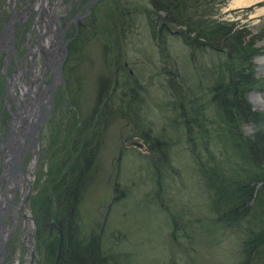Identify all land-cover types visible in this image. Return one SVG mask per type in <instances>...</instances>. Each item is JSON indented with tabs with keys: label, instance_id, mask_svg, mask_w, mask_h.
I'll return each mask as SVG.
<instances>
[{
	"label": "rangeland",
	"instance_id": "1",
	"mask_svg": "<svg viewBox=\"0 0 264 264\" xmlns=\"http://www.w3.org/2000/svg\"><path fill=\"white\" fill-rule=\"evenodd\" d=\"M91 1L88 25L65 53L66 86L60 91L56 121L42 136L33 177L28 174L32 182L25 212L33 228L20 219L15 241L4 247L2 264H46L47 244L58 238L47 230V218L54 217L62 229L71 225L79 239L100 235L107 264H238L242 237L215 220L193 162L191 151L205 158L206 141L197 127L187 130L172 123L179 110L170 103L167 87L169 70L177 74L179 86L191 100L204 104L207 89L214 84L211 67L222 56L187 49L183 39L168 34L164 57L147 26L148 0ZM240 1L214 0L213 11L218 19L244 27L248 36L261 38L254 43L259 53L251 62L253 78L262 86L248 92L247 99L253 110L264 114V107L254 103L264 98V65H259L264 59V1L235 5ZM142 97L144 106L139 109ZM125 103L138 109L135 126L142 135H157L169 145V170L154 166L156 157L151 158L142 137H135L123 116ZM96 111L100 120L94 125ZM204 112L214 122L210 130H215L220 125L215 122L216 111L207 106ZM240 130L245 137L253 133L249 124ZM123 137L141 148H124ZM217 137L207 139L214 145L211 153L218 159L225 152L230 157L223 137ZM89 138L93 158L85 170L87 154H75ZM114 196L117 201H111ZM254 263L264 264V253Z\"/></svg>",
	"mask_w": 264,
	"mask_h": 264
},
{
	"label": "trees",
	"instance_id": "2",
	"mask_svg": "<svg viewBox=\"0 0 264 264\" xmlns=\"http://www.w3.org/2000/svg\"><path fill=\"white\" fill-rule=\"evenodd\" d=\"M148 1L149 7L145 13L147 26L151 31V37L159 43L157 45L159 52H163L164 57H166L164 35L172 34L183 39L187 49L210 50L223 58L213 62L211 68L214 84L208 87L209 94L204 104L196 98L191 100L179 86L177 74L167 71L169 78L167 87L171 92L170 103L179 110L176 111L179 115L171 120L172 123L180 124L187 130L190 127H197L200 137L205 139V158L202 159L200 154L193 151L191 153L193 162L197 165L196 172L201 176L210 196L209 207L220 225L227 229L233 228L241 235V260L238 264H255L254 261L261 260L264 253V114L251 108L247 94L262 86L259 79L253 78L254 67L251 62L259 53L254 43L261 38L248 36L245 28L237 26L233 21L218 19L215 16L216 12L213 11L214 0ZM143 101L142 97L138 103L139 109L144 106ZM124 105L123 116L136 132V136L135 134L132 136L142 137L148 154L152 156L151 158L156 157L154 166L159 164L161 171L165 168L169 170L170 158L166 156L169 145L162 143L161 140L164 138L157 135L152 138L146 133L144 134L147 136L142 135L143 131L135 126L138 119V115L135 114H138V109L135 111L128 103ZM184 106L188 108V113ZM207 106L213 107L216 111L215 122L220 124L216 128L217 132L216 129L210 130L214 122L205 116L204 110ZM131 117L135 119L130 121ZM98 120L100 117L96 111L93 115V124L95 125ZM243 124H249L253 133L243 136L240 130ZM213 131L216 134L211 135ZM218 135L223 137L222 143L226 144L231 159L229 156L226 157L227 152L221 159L211 153V147L214 145L207 139ZM91 137L93 140L96 139L94 133ZM128 137L126 142L129 141ZM89 140L90 138L82 141L76 147L75 154L76 157L87 154L85 170L89 168L93 158V154L89 152ZM217 140L221 139L217 137ZM158 170L157 168L155 171L158 173ZM114 190L117 191L115 188ZM116 198L114 196L113 201H117ZM71 228L72 226L68 225L62 230V250L57 264H107L109 256L101 250L100 235L98 237L96 234H89L79 239L77 232H72ZM57 239L55 237L47 244L44 252L46 264H53Z\"/></svg>",
	"mask_w": 264,
	"mask_h": 264
},
{
	"label": "flooded vegetation",
	"instance_id": "3",
	"mask_svg": "<svg viewBox=\"0 0 264 264\" xmlns=\"http://www.w3.org/2000/svg\"><path fill=\"white\" fill-rule=\"evenodd\" d=\"M91 5V0H0V234L4 247L16 239L15 227L29 198L35 166L31 162L40 155L46 129L56 121L60 91L66 86L65 53L88 25ZM126 141L123 137L121 144ZM47 221L48 232L59 229L62 235L55 217ZM50 222L56 228L50 229Z\"/></svg>",
	"mask_w": 264,
	"mask_h": 264
},
{
	"label": "water",
	"instance_id": "4",
	"mask_svg": "<svg viewBox=\"0 0 264 264\" xmlns=\"http://www.w3.org/2000/svg\"><path fill=\"white\" fill-rule=\"evenodd\" d=\"M135 145V147L137 148H141L140 147V144L136 143V142H132L130 144L127 145V147H130V146H133ZM50 226V229H52L53 227L56 228V226L54 225V223H50L49 224ZM49 229V230H50ZM1 231V230H0ZM56 234L58 235L59 239L57 240V249H55V259L53 261V264H57L58 260L60 259V250H62V239H63V236L61 235V232L59 231V229H56ZM4 241L5 239L2 238L1 234H0V264L4 261V253L6 252V249L4 248Z\"/></svg>",
	"mask_w": 264,
	"mask_h": 264
},
{
	"label": "bare ground",
	"instance_id": "5",
	"mask_svg": "<svg viewBox=\"0 0 264 264\" xmlns=\"http://www.w3.org/2000/svg\"><path fill=\"white\" fill-rule=\"evenodd\" d=\"M261 1H264V0H255V2H261ZM250 2H252V0H242V1H240V2H238V3H235V5H237V6H247L248 5V3H250ZM263 3V2H262ZM262 13H264V10H262ZM259 65L260 66H263L264 65V59H262L260 62H259ZM254 103L256 104V105H259V106H262V107H264V98H262L261 100H256L255 99V101H254ZM34 162H35V160H33L31 163V167H33V165H34ZM21 216H22V218L23 219H21L23 222H25L24 223V225L25 226H27V224H29L30 223V228H33V220H32V218H31V216H29V213L28 212H25V209H22V214H21ZM61 251V250H60Z\"/></svg>",
	"mask_w": 264,
	"mask_h": 264
}]
</instances>
